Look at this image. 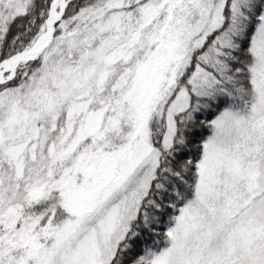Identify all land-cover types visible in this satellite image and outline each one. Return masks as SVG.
Returning a JSON list of instances; mask_svg holds the SVG:
<instances>
[{"label": "snow or ice", "instance_id": "obj_1", "mask_svg": "<svg viewBox=\"0 0 264 264\" xmlns=\"http://www.w3.org/2000/svg\"><path fill=\"white\" fill-rule=\"evenodd\" d=\"M0 264H264V0H0Z\"/></svg>", "mask_w": 264, "mask_h": 264}]
</instances>
